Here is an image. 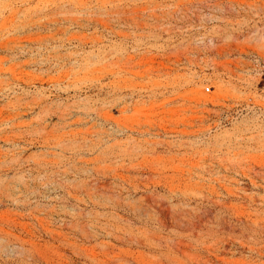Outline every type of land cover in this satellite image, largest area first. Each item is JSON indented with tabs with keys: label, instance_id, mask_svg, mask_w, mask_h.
I'll return each mask as SVG.
<instances>
[{
	"label": "rangeland",
	"instance_id": "374dc122",
	"mask_svg": "<svg viewBox=\"0 0 264 264\" xmlns=\"http://www.w3.org/2000/svg\"><path fill=\"white\" fill-rule=\"evenodd\" d=\"M0 264H264V0H0Z\"/></svg>",
	"mask_w": 264,
	"mask_h": 264
},
{
	"label": "built area",
	"instance_id": "2783aa9c",
	"mask_svg": "<svg viewBox=\"0 0 264 264\" xmlns=\"http://www.w3.org/2000/svg\"><path fill=\"white\" fill-rule=\"evenodd\" d=\"M205 90L207 91V90H209V89L206 87Z\"/></svg>",
	"mask_w": 264,
	"mask_h": 264
}]
</instances>
